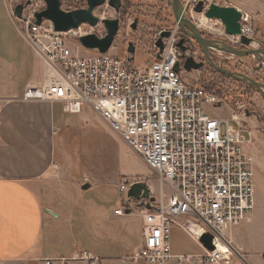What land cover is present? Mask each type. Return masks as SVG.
<instances>
[{
  "label": "built area",
  "instance_id": "built-area-1",
  "mask_svg": "<svg viewBox=\"0 0 264 264\" xmlns=\"http://www.w3.org/2000/svg\"><path fill=\"white\" fill-rule=\"evenodd\" d=\"M26 6L22 18L15 17L36 52L44 58L50 78L41 86L28 87L24 101H61L65 112L80 113L86 105L115 132L154 174L161 187L160 203L142 211L143 245L132 259L148 264H233L237 248L228 235L230 227L246 221L255 209L254 168L243 148L251 132L242 125L246 108L232 105L231 117L211 112L221 109L228 97L219 96L206 87L192 84L184 75L185 58L178 43L179 26L163 28L153 45V56L144 66L134 64L129 55L120 57L112 47L105 53L85 47L82 52L72 47V39L88 34L104 37L106 30L82 24L68 32H59L49 20L36 23L35 14L44 6ZM203 2V12L195 8ZM184 14L201 31L215 36L227 35L220 20L209 19L205 11L219 0H182ZM17 3L13 4L15 7ZM108 5V4H106ZM230 6V5H221ZM32 8V9H31ZM240 10V9H239ZM241 34L229 36L241 42V36L254 37L252 16L240 10ZM221 23V32L211 30L210 21ZM163 31L164 48L157 58L155 46ZM177 64L179 70H176ZM0 105V121H1ZM236 122L235 127L231 122ZM128 179L121 191L128 192ZM130 211L141 208L140 202L127 199ZM123 214V208L115 210ZM178 225L200 242L213 236L214 250L201 254H177L171 251V229ZM80 259L91 260L87 252Z\"/></svg>",
  "mask_w": 264,
  "mask_h": 264
},
{
  "label": "crops",
  "instance_id": "crops-1",
  "mask_svg": "<svg viewBox=\"0 0 264 264\" xmlns=\"http://www.w3.org/2000/svg\"><path fill=\"white\" fill-rule=\"evenodd\" d=\"M49 78L44 58L17 22L13 4L0 0V263L148 264L132 259L143 245L145 208L128 213V196L115 202L91 196L89 190L106 184L96 182L101 176L85 173L86 179L80 178L58 163L60 133L89 120L94 110L86 105L80 113H69L61 101L22 99L28 87L41 86ZM124 180L121 194L127 193L120 188ZM86 183L90 187L83 189ZM148 186L155 203L166 200L161 185L149 181ZM120 208L124 213L116 214ZM228 235L237 248L233 264H264V200L256 201L248 219L230 227ZM171 251L201 254L205 248L175 225ZM83 252L91 260L80 259Z\"/></svg>",
  "mask_w": 264,
  "mask_h": 264
},
{
  "label": "rangeland",
  "instance_id": "rangeland-1",
  "mask_svg": "<svg viewBox=\"0 0 264 264\" xmlns=\"http://www.w3.org/2000/svg\"><path fill=\"white\" fill-rule=\"evenodd\" d=\"M12 4L25 3L24 0H9ZM221 5L234 6L252 16V26L256 44H264V0H219ZM44 6V1L33 0V5ZM46 5V4H45ZM256 5L258 11H256ZM123 6H126L124 0ZM86 7L85 0H62V8L71 11L70 8ZM13 8H15L13 6ZM32 9V8H31ZM78 9V8H77ZM261 9V10H260ZM74 10V9H73ZM255 10V11H254ZM121 11V10H120ZM118 14L109 5H104L95 10V14L101 19L118 18L120 20L119 32L115 38L114 45L117 50L114 54L125 57L129 42L135 45L133 62L136 65L144 66L154 54L153 45L157 34L163 28L172 29L176 26L171 5L168 0H132L129 5L128 14ZM138 19L136 29L131 25ZM209 26L215 32H221V23L210 21ZM104 27V26H103ZM225 36V35H222ZM229 41L230 38L224 37ZM72 47L84 54V48L77 39H72ZM187 54V53H185ZM233 56V55H232ZM232 58L233 64L229 68H238L247 75L264 83V68L256 72L253 61L248 56ZM200 61V60H199ZM227 66V67H228ZM184 75L190 83L203 87L222 90L221 96L228 95L229 106L223 105L219 110L212 109L211 112L221 117H231L232 105L242 103L245 108V116H242V125L251 132L252 136L246 134V142L243 145L244 151L252 161L255 181V203L264 200V97L255 89L248 87L234 79L228 78L209 65H204L199 70L185 71ZM248 112V113H247ZM87 116V114H85ZM88 119H82L77 127L70 130H63L60 133L57 160L61 169H69L71 175L86 179L85 173H96L101 176L97 183L101 182L98 188L94 186L89 193L91 196H104L115 202L126 198L127 193L119 191L120 180L128 179L130 182L144 181L149 185L152 181L159 188L157 177L152 174L144 165L142 159L126 146L124 141L113 132L97 114H88ZM87 116V117H88ZM235 127L239 125L232 121ZM106 172V180L101 173ZM121 176V178H120ZM150 188V187H149ZM151 189V188H150ZM151 195L155 197L151 189ZM180 244L184 246L185 239L178 236ZM3 264V263H0ZM7 264V263H4Z\"/></svg>",
  "mask_w": 264,
  "mask_h": 264
},
{
  "label": "water",
  "instance_id": "water-1",
  "mask_svg": "<svg viewBox=\"0 0 264 264\" xmlns=\"http://www.w3.org/2000/svg\"><path fill=\"white\" fill-rule=\"evenodd\" d=\"M25 3L21 2L17 4L14 8V13L16 17L22 18L23 11L26 6L31 4V0H24ZM46 7L45 9L36 12L35 18L36 23L41 24L43 20H49L53 23L54 29L59 32H68L79 28L82 24H89L90 26H96L100 23V17L95 14V10L101 6L108 4L115 11H119L122 7V0H85L86 7L74 9L71 11L64 10L62 8V0H44ZM176 24L179 26L180 30L187 36L195 39L204 54L203 61H196L193 57H186L184 63V69L187 72L192 70H199L203 68L205 64L211 66L216 71L225 75L228 78L234 79L248 87L257 90L264 97V83L253 79L249 75L227 69L222 65L216 64L211 57V49L221 51L236 57H245L253 55L261 61L260 66H264V49H237L223 40L206 39L202 36V31L198 29L195 24L185 16L182 0H168ZM195 10L198 13L203 12V2L200 1ZM205 15L209 19H217L222 22L225 28V33L229 36H237L241 34V17L242 13L239 9L234 6H221L217 4H212L208 10L205 11ZM139 20L135 19L134 23L131 25L132 29H136ZM102 24L105 27L106 33L104 37H99L96 34H88L79 38V42L83 47L90 50H99L101 53L107 52L115 42V38L119 32L120 20L118 18H104L102 19ZM170 36V31H163L160 37L157 39L155 46L159 48L157 58L160 57V53L163 51L164 42L163 39ZM255 39L248 38L246 36H241V43L244 46H249ZM179 47L183 52L187 51V46L184 39L178 43ZM128 52L132 55L130 59H133V54L135 53V45L133 42L128 44ZM263 56H260V55ZM176 70H179V65L177 64ZM248 113V112H247ZM90 187L89 183L83 185V189H88ZM129 198H133L140 202V207H144L147 210L152 209V203L156 201L155 197L151 195V189L148 184L144 181L134 182L130 185L127 192ZM130 213V210H127ZM200 243L208 250H214L213 236L210 233L204 234Z\"/></svg>",
  "mask_w": 264,
  "mask_h": 264
},
{
  "label": "flooded vegetation",
  "instance_id": "flooded-vegetation-1",
  "mask_svg": "<svg viewBox=\"0 0 264 264\" xmlns=\"http://www.w3.org/2000/svg\"><path fill=\"white\" fill-rule=\"evenodd\" d=\"M123 4H124V0H122V6H123ZM119 11H118V14H120ZM180 35H181V38L184 39L185 44L187 46L186 53H189L188 56L193 57L196 61H199V60L203 61L204 54H203L202 50L200 49L197 41L195 39L187 36L183 32L180 33ZM202 36L205 37L206 39L223 40L227 44H229L230 46L237 48V49H244V50H246V49H261V48L264 49V44H260V45L256 44V39L254 37H252V39H255V42H253L249 46H244L241 42L238 43L237 41H229L226 38H224V37L229 38V35L221 37V36H215L212 34H208L207 32L202 31ZM127 49H128V47H127ZM125 54L129 55V56L131 55L128 52V50L125 52ZM260 56H263V55L261 54ZM211 57L216 64L222 65L223 67H225L227 69H231V68H229L228 65L231 66V64L235 63V62H232V60H231L232 58H235L234 56L227 54V53H223V52L215 50V49H211ZM248 58H251L253 61H258V63L256 65H254L256 72H259L264 68V66H260L261 61L259 59H257L255 56L250 55V56H248ZM231 70H234V69H231ZM234 71L242 72L238 68H235ZM242 73H245V72H242Z\"/></svg>",
  "mask_w": 264,
  "mask_h": 264
},
{
  "label": "trees",
  "instance_id": "trees-1",
  "mask_svg": "<svg viewBox=\"0 0 264 264\" xmlns=\"http://www.w3.org/2000/svg\"><path fill=\"white\" fill-rule=\"evenodd\" d=\"M131 1H132V0H125V2H126V6H122V7H121L120 10L122 11V14H123V15L128 14L127 12L129 11V5H130ZM69 8H70V7H69ZM77 8H79V7H73V8L71 7L70 9L73 10V9H77ZM121 11H120V12H121ZM181 33H182V31H181ZM206 88H207L208 90H210L211 92H215V93L218 94L219 96H221V94H222V92H221L222 90H221V89L216 91L215 89H213V88H211V87H206ZM225 97H228V95H227V96L225 95Z\"/></svg>",
  "mask_w": 264,
  "mask_h": 264
},
{
  "label": "bare ground",
  "instance_id": "bare-ground-1",
  "mask_svg": "<svg viewBox=\"0 0 264 264\" xmlns=\"http://www.w3.org/2000/svg\"><path fill=\"white\" fill-rule=\"evenodd\" d=\"M251 160L254 162V159L253 158H251Z\"/></svg>",
  "mask_w": 264,
  "mask_h": 264
}]
</instances>
